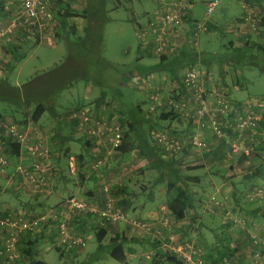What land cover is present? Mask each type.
<instances>
[{
    "label": "rangeland",
    "instance_id": "rangeland-1",
    "mask_svg": "<svg viewBox=\"0 0 264 264\" xmlns=\"http://www.w3.org/2000/svg\"><path fill=\"white\" fill-rule=\"evenodd\" d=\"M192 1L193 6L191 13L196 19L200 20L205 11L204 2L207 0ZM221 3L222 1L220 0L219 5L211 14L209 22L211 21V19L215 18L219 13H221ZM255 5H257V7L260 6L261 8L259 9L261 10V12H263L262 9H264V0H262L261 2L256 1ZM108 7V20L101 28V44L99 46V55L105 63L101 66L96 63L97 61L95 59V54H90L85 58L82 57V60L87 62L88 60H93V63H91L90 65L93 64L94 66L90 67L89 72L91 78L89 77V79L87 80L82 79L79 76L81 74L79 70H73L72 64H75L76 61L74 59L75 54L74 51H71V48H69L66 45V42L63 40L66 37V32L64 30L60 31V34L58 36L53 37L54 35H52L53 40L49 44L45 41L34 44L37 42L36 36L33 34L27 35V32L21 31L13 35L11 41L9 40L6 43H0V53L2 57L1 62H6L9 59V47H11L12 44H14L15 47H17L19 50L23 48L26 51V56L24 57V59H22L17 64L15 71L10 74V82L12 84L20 85L35 77L39 78L37 84L43 87L42 90H40L38 96L43 97L46 95L48 96V98H52L55 100L57 106H59V114L61 113L59 115V120L62 121L61 129H57L56 125L58 124V121L55 120V118H53L48 111L44 110L41 107L38 108L33 104H28L26 106V110L30 112V116L29 118H27V116L23 113H20V111L18 112L16 110H13L10 105L4 102H0V111L2 112V114H4V117L0 116V119L3 118L2 120L4 121L17 122L25 125L31 123L34 126L35 131H40L45 136H48V144L49 147L52 148V150L60 151L59 160L55 159V162L52 160V167H54L51 171V180L55 178L54 181L56 186L54 187L53 185L50 191H48L47 193L32 194L29 191H17L11 184V177L0 176V208L3 210V212L18 213L26 211L37 216L44 209V206H62L66 202L67 198L70 197L69 195L71 194V191H76L77 185L75 183L69 184V181H67V179H72L74 181L80 180V173L79 171H77V163L74 170L76 173L71 170L70 159L73 154H68L70 158L68 157L67 159L66 150L67 148H70L69 152L71 153V150L78 149L80 136L78 134H74L71 131V124L68 116L70 114V111L83 104V102L77 100V98H80L82 96L81 94L85 86H87V82H91L88 83L89 86L103 87L104 91L102 92L104 93V96L102 97L101 103V108L103 109L108 108V106L114 105L113 102L118 95L115 90H113V86L105 84L106 82L109 83L112 81L111 84H115V87L120 89L122 92V95H118V98L120 99V101H122L124 107L127 110L126 113L123 111L124 114L129 115L128 108L133 109L136 104H140L145 112L144 117L150 118V120H154V122H157L161 121V118H159L161 112L168 110V107H165L155 112H148L152 105V101L149 99L148 95L154 92L160 94V96H163L165 99L173 97L175 95L174 91L177 86H174V82L172 81L171 76H165L166 78L162 79L159 72H155L156 79L154 81L152 80L153 82H151L152 84L158 82V84L161 85H165V83L167 84L169 82L172 84V86H144V82L151 83L150 81H144L138 86L137 83L130 85L127 80L123 81L122 77V74L127 71H129L128 73L131 74L134 73L132 71H136V68L143 63H155L159 61V59L152 56L150 52L147 53L139 48V42L135 36V26L131 20V16L136 15L138 16V19H141L140 21H144L145 18L143 17H145V14L150 13L154 10L155 4L150 0H109ZM259 9V17L256 21L257 31L263 32L264 21L260 20L261 16ZM239 11L240 7L236 6L235 13H238ZM262 15H264V13ZM7 21V17H1L0 25H5ZM206 31L200 33L197 49H204L214 52L216 58H218V60L216 61H218L220 68H223V65L230 64L231 61L228 59L225 60V58L229 55H232L234 53V50H232L231 44L227 42L228 39L221 38L214 33H208ZM250 42L254 44L250 48L255 51V53L253 52L251 54H243V56L241 57H236V62H233L231 65H229V70L232 72L230 74L234 75L232 77V82L229 81V77L227 80L232 91L233 83L236 82L237 78L242 82V85H240L241 90H239L237 94L238 97L243 98L244 100H247L251 97L264 99V58L261 56V51L259 52V50L264 49V41L261 40V42H258L252 40ZM190 51L192 52V49ZM138 52L142 54L145 52V56L147 54V57H144L143 59V61L145 62H139V59H136V54ZM218 55L221 56V59L218 57ZM106 63H108V65H106ZM106 71H108L107 78L109 79V82L102 78V75H104ZM135 74L137 73L135 72ZM93 78H99V80H93ZM125 79H127V77ZM71 80H74L72 84L73 86L69 89H66L64 85L68 82L72 83ZM92 80L94 82H92ZM220 80L221 78L218 79V81ZM70 90L73 94L70 92ZM94 93V96L98 97L101 92H99V90H96L94 91ZM97 108H99V106ZM64 111H66L67 113L62 114V112ZM130 114L134 115L135 113L134 111H130ZM15 117H19L21 122H18ZM71 123L74 122L72 121ZM128 128L129 124L126 123L125 131L132 132ZM67 136L69 137L68 140ZM216 139L217 142L222 141V143L225 145L220 146V148L224 147V149H226V155L223 156L219 154L220 156L215 159V165L223 166V168H225L223 165L225 161H223V159L225 160L226 158H234L235 160H239V162L237 161L238 165L236 166L238 169L236 172V178L240 177L242 179L245 174L250 173L249 170H252L256 163H258V161L255 162V159L260 158L262 162L264 161V143H260L261 136L259 135L255 136L254 138H248L246 144L250 145L252 150L250 155H246L249 157V159L246 158V160L248 159L247 161L249 162L245 167H243V162L240 161L241 159H243V155L245 154L233 153L224 140L218 138ZM218 150H216V152H218ZM137 156L141 157L140 154ZM74 157L77 161V157ZM244 160L245 159H243V161ZM259 164L260 167H264V162L262 164ZM197 166L201 165L198 164ZM192 167H195V165ZM154 169L155 170L150 169V171H148V175H150V178L149 176L147 177L148 179H152V184H154V187L151 188V190H149V188H147L145 191L140 190V193L144 198H147L150 193H155V195L157 193L158 198H164L161 191H156L157 187L161 188L166 185L165 180H169L170 176L174 175L173 171L166 172L164 169ZM196 172L198 173V175H196L195 177L196 180H189V185L191 186V188H188L192 193V195L190 194V196L193 197V194H198L199 192L197 191L198 187L196 183L200 184L204 194H198L199 198L194 197L195 202L192 199L195 207L192 209H187L185 211V217L182 219H177V216L169 207H164L165 210L169 212L168 214L170 216L169 218L171 222L170 227L176 233L174 234L177 235L180 240L193 242L196 249H198V252L203 256L205 264H247L248 262L250 264H263L264 234L257 235V233L255 232L256 226L249 224L247 218L244 217L245 207L242 205L241 198H235L231 201L224 198L223 202H221L220 204H216L215 202L210 200L217 191L216 186H213L211 188V186H209L210 184L205 185L206 180H197V177L199 176H201L202 178L205 177V169L198 170ZM163 174L164 176L165 174L167 175L165 176L166 179H163ZM217 175L218 174H216V178H218ZM153 176L154 178H152ZM259 177L260 176H257L256 179L258 180ZM138 181L139 180L136 179L137 184H139ZM257 183H259V180ZM261 183L262 184L258 186L256 191L250 192L251 196L247 197L252 203L255 199L257 200L264 195V180ZM70 187H72L71 190ZM239 190L240 189H238L237 192ZM205 191H208L209 194H205ZM216 194L218 195V193ZM220 194L223 195L224 192H220ZM258 194L260 197L258 196ZM51 196H53L54 198L53 201H55V199L61 201L56 204H51L48 202ZM256 196L258 197L255 198ZM193 209L199 211V215L196 216L195 221L193 218H191V216H193ZM186 217H189L190 220L187 225L184 224ZM76 218L77 217L75 216L71 224H76ZM121 223L124 224L123 221ZM98 229H100L98 226L97 229H90L89 233L91 234V236H89L88 233L86 234L89 239L87 245L84 248H89L90 250L98 248V241L96 239V230ZM112 229L116 230V227H112ZM224 231H226V235L229 234L230 237L233 238L232 244L235 246V249H233V253H231L230 250H226L224 252L223 248L220 246L218 240L216 239L215 234L217 232L223 233ZM132 232L134 231H131L130 233ZM167 235L168 234L165 233L162 236L155 235V237L158 238L160 243H163L164 241L168 240ZM2 237H4V234L0 233V238ZM129 237H131V235H129ZM138 238V241H133L130 243L135 248H137V251L135 250L133 254H135L137 260H149L147 262H149V264H153L155 258L152 259V256L156 257V252H153L151 250L152 246L148 241L146 242L140 237ZM20 242L21 245L24 244L23 240ZM244 243L247 244L245 248L250 247L249 253L242 251V246L244 245ZM166 249L170 250L167 248V246ZM61 250L62 248L59 247L54 248L51 252L44 256V259L49 263L61 264V261H63L62 254L60 253ZM72 250L73 249L67 250V258H70L69 260L72 259ZM240 256H243L241 262H239L238 260ZM248 258L249 261H247ZM110 262L114 264H122L121 262L113 258H110ZM162 263L173 264L165 260ZM14 264L23 263L21 260H17Z\"/></svg>",
    "mask_w": 264,
    "mask_h": 264
},
{
    "label": "built area",
    "instance_id": "built-area-1",
    "mask_svg": "<svg viewBox=\"0 0 264 264\" xmlns=\"http://www.w3.org/2000/svg\"><path fill=\"white\" fill-rule=\"evenodd\" d=\"M55 1L2 0L8 21L5 25H0V43L11 41L13 35L20 31L36 33L42 42L51 43L56 26L52 7ZM150 1L155 4V8L146 15L144 21H140L141 19L137 21L135 36L139 48L147 53L150 52L157 59L174 56L184 44L190 49H197L199 35L207 30L210 16L220 3V0H207L201 19H192L189 24L185 20L193 6L189 0ZM242 3L245 12L244 25L250 27L252 31H257L256 21L259 12L254 10L249 2L243 0ZM1 60L0 53V73H3ZM126 80L130 85L145 81L135 73L127 76ZM179 81L180 83L174 84L177 87L173 97L165 99L160 94L150 93L148 97L152 105L148 112L168 107L167 111L180 115L205 133L224 140L233 153L250 155L252 149L246 143L249 137L254 138L259 135L258 128L263 118L264 99L251 97L242 103H233L228 98L225 86L210 73L206 74L199 61L196 64L186 65L181 70ZM146 83H143L144 86H150ZM68 117L70 122H75L73 124L78 132L88 137L102 134L109 144L105 157L98 156L91 161V169L97 170L107 163L108 158H114L115 154L121 151L124 134L120 121L108 118L95 119L92 110L86 106L71 111ZM150 136L162 156L167 159L175 158L187 147L198 150L209 148L208 141L200 132L176 135L165 127H154ZM9 140L20 143L21 150L18 154L13 152V145ZM93 152L99 153L98 146L93 148ZM76 163V158L72 156L70 159L72 171L75 170ZM11 167L14 168L13 172L10 171ZM53 167L48 136L35 131L31 123L21 125L0 119V176L11 177V184L17 178V186H14L17 191L44 194L53 186L51 180ZM104 190L107 197L104 207L100 209H95L89 201L75 195L67 198L62 206L44 208L37 216L26 211L3 212L0 208V233L4 234L2 247L8 262L13 263L20 256L18 246L22 238L50 236L53 227L58 246L66 249L84 248L89 238L71 222L75 216L95 212L97 213L95 223L99 228L123 221L132 225L139 233L151 232L156 236L167 233L168 240L164 241L162 246L174 251L184 264H205L203 256L193 242L180 240L175 235L170 227L169 217L159 221L157 225L145 219L131 217L128 212L117 206L108 185ZM210 200L216 204L222 202L216 195Z\"/></svg>",
    "mask_w": 264,
    "mask_h": 264
},
{
    "label": "crops",
    "instance_id": "crops-1",
    "mask_svg": "<svg viewBox=\"0 0 264 264\" xmlns=\"http://www.w3.org/2000/svg\"><path fill=\"white\" fill-rule=\"evenodd\" d=\"M221 1H222L221 3L222 7L220 6L221 13H219L215 18L211 19V21L208 23L209 30L206 32L214 33L217 36H220L221 38L228 39L227 42L231 44V47H232V50H234V53L232 55L227 56L225 59H231V58L233 59L235 57L243 56L242 54H251L253 52L255 53V51H253L249 45L247 48H244V45H245L244 41L246 40L245 32H247L246 30L247 26L243 24L244 23L243 16L245 15L244 10L242 9L243 0H221ZM245 1L252 4V7L256 11H258V9L261 8L260 6L257 7L255 3L256 1L261 2L262 0H245ZM56 3L57 2H54L52 5L53 10L57 8ZM67 3L70 4L69 6L71 9L76 10L78 12L80 10L83 11L84 6L86 4L85 0H66V4ZM105 3L107 4V7ZM204 3H206V1ZM103 5L106 11H108L109 10V7H108L109 0H104ZM236 6L240 7V11L238 13H235ZM262 11L263 12H261L260 10V16L264 18V15H262L264 13V9H262ZM145 17H146V14H145ZM191 17L195 18L193 15ZM131 20L135 26L139 19H138V16L134 15V16H131ZM70 22L74 23L76 27V32H82L85 26V23H86L85 19L81 17L70 18ZM252 40L258 41V42L259 41L261 42V40L264 41V31L263 32L255 31L252 34V38L247 41L250 42ZM236 48H240L241 50L239 52H235ZM260 51L262 52V49L259 50V52ZM195 53L199 54L198 55L199 58H197V60L199 61L200 65L203 66V68L205 69L207 68L210 69L212 73L214 74V76L221 78L220 81H222L223 84H226L227 86L229 85L228 80H227L228 77H229V81L232 82V77L234 75L230 74L232 73L230 70H228L226 73L222 72L223 71L222 68L220 71L216 70L220 67H219L218 61H216L218 60V58H216V55L214 52L209 51V50H204V49L203 50L195 49ZM136 55H137L136 59H139V62H145L143 61V59L144 57H147V54L145 56V53L142 54L138 52ZM218 57L221 59V56L218 55ZM106 65H108V63H106ZM136 69H137L136 71H132V72L134 73L136 72L137 75L141 76L143 80L145 81L146 80L150 82L152 80L154 81L156 79L155 72H159L162 79L163 78L165 79L166 78L165 76H171L174 84L179 82L173 79V75L165 71L161 61L160 62L157 61L155 63L146 62L138 66ZM128 72L129 71L122 74L123 81L126 80L125 78L127 76H130L131 73H128ZM107 76H108V71H106L105 74L102 75V78H104L106 81L109 82V79L107 78ZM93 79L99 80V78L98 79L93 78ZM92 82L94 81L92 80ZM111 82L109 83L106 82L105 84L109 86H113L112 87L113 90H115V92L119 96L122 95L121 90L116 88L115 84H111ZM152 82L151 83L147 82L146 84H150V86H172V84L169 82L167 84L165 83V85L158 84V82H155V84H152ZM88 83H91V82L90 81L87 82L86 84L87 86H85L81 94L82 96L80 98H77V100L82 101L83 106H86L92 110L93 117L95 119H105L109 117L108 119L120 121L122 124V128H123V134L126 138V145H125L126 150H130L131 148H134L135 146L137 148L138 146L139 149L141 148L142 150L147 152V154H151V152H153L152 154H155L154 153L155 151H152L153 149H150L152 145L150 144V139H149L148 124L149 122H151V120L150 118L144 117L145 116L144 110H143L144 115L143 114L140 115L136 112L134 108H133L134 110L131 108H128L129 115L124 114L123 111L126 113L127 110L124 107V104L122 103V101H120V99L118 98V95L116 96L117 99L115 98V101L113 102L114 105H111V106L107 105L108 108L103 109L101 108L102 97L104 96V93L102 92L104 91L103 87L102 86H89ZM136 83H137V86L140 85V83L138 82ZM235 89L236 90L233 91L234 98L244 100L243 98L238 97L237 94L239 90L237 86L235 87ZM96 90H99V92H101L98 97L94 96L95 94L94 91ZM70 92L72 93L71 90ZM98 106L99 108H97ZM130 111H134L135 114L134 115L130 114ZM262 115H263L262 119H264V109L262 110ZM126 123L129 124L128 129H130L133 133L130 131L129 132L125 131ZM70 124H71L70 126L71 131L74 134H78L80 136L79 148L74 149L76 151L71 150L70 155L73 154L72 156H76V157L79 154L81 155L79 158L77 157V167H78L77 171H79L80 173L79 174L80 180L74 181L72 179H67V181H69V184L75 183L77 185L76 191L74 190L71 191V194L69 196H73V195L79 196L80 195L79 196L80 198L89 201V203L92 206H94L95 209H100L104 206L105 200L107 197V193H105L104 187L109 185L110 190H111V195L115 197L117 204L125 200L124 208L126 212L130 214L131 217L146 219L147 221L155 223L156 225L159 223V221L170 217L168 214L169 212H167V210H165L164 208V207H169L167 205V201L173 195V193L170 192L169 189L167 188V184L161 188L157 187V190H156L158 192L161 191L164 198H158L157 193L156 195L155 193H150V195L147 198H144L142 197V194L140 193L141 192L140 190L145 191L147 188L151 190V188L154 187V184H152V179H148L147 177L149 176L150 178V175H148V171H150V169L152 170H155V169L149 168L151 167V164H149L150 162L147 157H144V156L138 157L137 155H139L138 153L139 151L137 150L136 152L133 151L132 149H131L132 151L123 150V151L117 152L114 158L112 159L108 158L107 163L105 165L100 166V168H98L97 170H93L90 168L91 161L93 159H96L98 156L105 157L107 154V149L109 147V144L104 140V136H102V134H100L99 136L88 137L84 133L77 132L75 125L73 123L70 122ZM157 124H161L163 127L173 132H176V133H182V132L184 133L186 131L187 132H200L203 135H205L209 143L208 150H198L193 147L187 148L185 152L178 154L176 158L172 159L174 160V162H176V168L175 166H170V167H164L162 169H165L166 172L170 170L175 171V172H179V171L183 172L186 179L188 178V181H185L184 179V181L186 182L185 184H187V187H190V188L191 186L189 185V182H190L189 180H193V181L196 180L195 177L196 175H198L196 171L205 169L206 171L204 174L205 177L202 178L201 176H199L197 177V180H201V179L206 180L205 185L210 184L209 186H211V188L213 186H216L217 191L215 192V195L222 202L224 201V198L227 200L229 199L230 201L235 198L237 199L241 198L242 205L245 207L244 217L247 218L249 224L256 226L255 232L257 233V235H263L264 234V195L260 197L258 194L260 198L257 200L255 199L253 203L247 197L251 196L250 192L256 191L258 186H260L262 184L261 182L264 180L263 179L264 178V167H260V164H259V163L262 164L264 161L262 162L260 158L255 159V162L258 161V163H256V165L254 166L252 170H249L250 173L245 174L242 177V179L240 177L236 178V172L238 170L236 166L238 165L237 161L239 162V160H235L234 158H226L225 160L223 159V161H225L223 163L225 168H223V166L215 165L216 163L215 159L218 156H220L219 154L223 156L226 155L225 153L226 149H224V147L220 148V146L222 145L225 146L222 143V141L217 142L216 141L217 139L214 136H212L209 133H205L202 129L198 128L197 126L187 123L186 120L180 117V115L178 114L169 115L167 119L157 121ZM259 136H261L260 143H264V120L260 124ZM68 139L69 137L67 136V140ZM85 141H88V142L86 143ZM95 146H98V152H99L98 154H95L93 152V148ZM216 150H218V152H216ZM246 158L249 159V157H245V155H243V159L245 160L244 161L243 159L240 160L243 162V167L247 166V163L249 162L247 161L248 159L246 160ZM52 160L54 161L53 156H52ZM79 160L81 161V163ZM198 164H200L201 166H197ZM166 165L169 166L170 164H166ZM194 165L195 167H192ZM13 170L14 168L11 167L10 171L13 172ZM216 174H218L217 175L218 178H216ZM247 175H250L251 177L246 178ZM257 176H260L258 178L259 183H257L258 182V180L256 179ZM136 179L139 180L138 181L139 184L136 183ZM54 180L55 178L53 179V185L55 187L56 185H55ZM17 183H18V180L16 178L12 186L13 187L17 186ZM196 184L198 187L197 191H199L198 194L203 195L204 193L202 191L200 184L198 183ZM71 188L72 187H70V190ZM238 189L240 190L237 192ZM23 192H28V191L23 190ZM220 192H224V194L221 195ZM206 193L209 194L208 191H205V194ZM216 193H218V195ZM190 194L192 195L191 192H189V195ZM198 194H193L192 199L194 200V202H195L194 197L199 198ZM258 196H256L255 198H257ZM53 199H54L53 196H51L48 202L51 204H56L61 201L58 199H55V201H53ZM47 207L44 206V208H47ZM192 215L193 216H191V218H193L195 221L196 216L199 215V211H196L193 209ZM91 219H88L87 221H84V222L79 221L77 224H75L76 226L75 225L74 226L75 227L78 226L80 228V230L78 229L80 232L84 234L88 233L89 236H91L89 231L90 229L93 228V225L95 226L94 222H96L97 217L95 216V217H92ZM189 221H190L189 217H186L184 224L187 225ZM135 230L136 229H133L132 227L130 228V226H128V223L116 226V230H113L112 227L110 226L107 228V232H108L107 239L109 240L117 232L129 233ZM53 231H55L54 227L52 228V235L41 238L40 242L38 243L40 258H42V260H44L46 263L54 264V263L47 262L44 259V256L48 254L49 252H51L54 248L59 247V248H62V250L60 251L63 257V261H61V264H114L110 262V257L103 255L105 253L103 254L98 253L99 248L91 249V250L89 248L88 249L87 248L73 249L72 250L73 253L71 254L72 259L69 260L70 258H67L68 249L62 246H58L56 239H55L56 232H53ZM227 236L231 238L230 246L233 249H235V246L232 244L233 238L230 237L229 234ZM2 240L3 239L0 238V253H1L0 264H8L9 262L7 260L6 254L2 247ZM148 242L152 246L151 249L155 248V250L157 251L159 250V252L163 251L162 248L158 244H153L150 241ZM20 243H19V246H21ZM246 245L247 244L244 243V245L242 246L243 248L242 251L249 253L250 247L245 248ZM136 249L137 248H135L132 244L126 245L127 264H149V262H147L148 260H142V261L137 260V258L135 257V254H133ZM242 257L243 256H240L238 258L239 262L242 261ZM247 261H249V258ZM14 263L15 262L9 263V264H14ZM262 263L264 264V261Z\"/></svg>",
    "mask_w": 264,
    "mask_h": 264
},
{
    "label": "trees",
    "instance_id": "trees-1",
    "mask_svg": "<svg viewBox=\"0 0 264 264\" xmlns=\"http://www.w3.org/2000/svg\"><path fill=\"white\" fill-rule=\"evenodd\" d=\"M102 1V2H100ZM192 4L193 1L189 0ZM55 2H57V8L56 10L54 9V17L56 20V26L54 28V32H53V37L58 36L60 34V31L64 30L66 32V37L63 39L66 42V45L71 48V51H74L75 57L74 59L75 64H72L73 66V70H79L81 72V74L79 75L82 79H89L90 74V67L94 66L93 64L90 65L91 63H93V60H88L84 61L82 60V57H88V55L90 54H95V59H96V63H98L100 66L104 65V61L101 59L100 55H99V46L101 44V28L104 25V23L108 20V11H106V9L104 8V0H85L86 4L84 6L83 11H76L70 8V4L67 3L66 4V0H56ZM2 0H0V16L1 17H7V14L4 12V9L2 7ZM192 9L189 11L188 15L185 17V20L191 24L192 19ZM150 13H147L146 15H149ZM0 17V18H1ZM73 17H81L84 18L86 23L85 26L82 30V32H76V27L74 25V23L70 22V18ZM8 18V17H7ZM260 20H264V18H260ZM247 26V32H245L246 34V40L244 41V48H247L248 45L251 47L254 44L250 43L249 39L252 38V34L255 31H252V29ZM209 30V25L207 26V31ZM29 34H33L36 36L37 42L34 44H37L38 42H42L39 38V35L36 33H27V35ZM10 44V43H9ZM187 44H184L182 47H180L176 54L172 57H161L159 59V62H162V65L165 69L166 72H168L169 74L173 75V79L176 81L180 80V74H181V70L189 64H196L198 62L197 58H199V54L195 53V49H192V52L190 51V47L185 46ZM241 49L240 48H236L235 52H239ZM243 55V54H242ZM26 56V51L25 49H18L17 47H15L14 44L11 45V47H9V59L6 62H1V66L3 68V73H0V102H4L8 105H10L11 108H13V110L16 111H20V113H23L27 116V118H29L30 116V112L28 110H26V106L28 104H33L35 107H41L44 110L48 111L50 113V115L55 118V120L58 121V124L56 125L57 129H61V123L62 121L59 120V109L55 102L54 99L52 98H48V96H43V97H39L38 94L40 93V90H42L41 85L37 84L39 78H33L29 81H27L26 83L17 85V84H12L9 80V76L10 74H12L15 71V68L17 67V64L24 59V57ZM261 56L264 58V49L261 52ZM71 58V57H69ZM236 58V57H235ZM235 58H231L228 59L231 61L230 64L227 65H223L224 67L222 68V72H227V69L229 70V65H231L233 62H236ZM227 60V59H225ZM81 62V63H80ZM80 64V65H79ZM201 68L207 73H210L215 79H219V77L214 76V74L212 73V71L210 69H205L203 68V66H201ZM95 70V69H94ZM217 71H220L221 68L216 69ZM221 72V73H222ZM94 80V79H93ZM72 83L68 82L66 83L64 86L67 88L72 87L73 85V81L71 80ZM180 83V81H179ZM222 83V82H221ZM242 82L237 78L236 82L233 83V91L236 90L234 89L236 86L238 87V90H241V84ZM223 84V83H222ZM224 86L226 84H223ZM227 90V95L228 98L233 102H237V103H242L244 100H240V99H235L233 96V91L230 89V86L226 85L225 86ZM180 86H179V90H180ZM182 92V90L180 91ZM81 107H83V104H81L79 107L73 109L74 110H79ZM134 109L136 110V112L140 115L143 114V108L140 104L135 105ZM162 109V108H161ZM67 112L64 111L62 112V114H66ZM71 113V111H70ZM4 114H2V112L0 111V116H3ZM144 115V114H143ZM169 115H174V113L170 112V111H162L161 114L159 115V118H161V120H165L168 118ZM3 118H1L2 120ZM15 119L18 122H21L19 117H15ZM154 119V118H153ZM157 120V119H156ZM264 119L261 120V122ZM187 123L192 124L189 121H186ZM260 122V124H261ZM17 123V122H16ZM75 123V122H74ZM21 125H25L22 123H19ZM151 124V125H150ZM260 126V125H259ZM154 127H161L163 128V126L161 124H157V122H154V120H151V122H149L148 124V130H149V139H150V144L152 145L150 147V149H153L152 151H155V154H152L153 152H151V154H147V152H145L144 150L141 151L139 149V147L136 146L134 148H131L133 151L136 152L139 151L138 153L141 156L147 157L149 159V164H151V167L149 168H157V169H162L164 167H170V166H175L176 168V162H174V160L172 159H167L165 157L162 156V153H160L158 147L153 143V140L151 139L150 136V132L152 130V128ZM197 129V127H196ZM171 133L176 134V135H182V134H190V133H195V132H182V133H176L170 130ZM204 138L208 141V139L205 137V135H203ZM215 137V136H214ZM10 142H12L11 140H9ZM49 141V140H48ZM55 142V141H54ZM86 143L88 141H85ZM13 145V152L15 154H18L20 152V143H14L12 142ZM125 145H126V138L125 136H123V145L121 148V151L126 150L125 149ZM49 146V144H48ZM141 147V146H140ZM50 148V152H51V156H53V159L55 160H59V156H60V151H55L52 150L51 147ZM189 148V147H187ZM187 148L183 151L185 152L187 150ZM126 150V151H132V150ZM156 149V150H155ZM70 148H67L66 150V154H67V159L68 157L70 158V152H69ZM204 150H208V149H204ZM151 151V150H150ZM149 152V151H148ZM69 154V155H68ZM181 154V153H180ZM81 154H79L77 157L79 158ZM148 155V156H147ZM83 157V156H82ZM245 157H248L245 155ZM80 161V160H79ZM55 162V161H54ZM81 163V161H80ZM158 164V165H156ZM166 164H170L169 166ZM162 165V167H161ZM165 170V169H164ZM58 171V170H57ZM172 171V170H170ZM173 176H170L169 180H165L166 184H167V188L169 189L170 192L173 193V195L168 199L167 201V205L169 206V208L175 213V215L177 216V219H182L185 217V211L187 209H192L194 208V202L192 201V197L189 195V188L187 187V184H185V181H188V178L186 179V177L184 176L183 172L179 171V172H174ZM165 176H167L165 174ZM163 174L164 179H166V177ZM250 175H247L246 178H250ZM154 178V176L152 177ZM185 179V181H184ZM182 182V183H180ZM106 201V200H105ZM117 204V202H116ZM124 204H125V200H123L121 203L117 204V206L121 207L123 210H125L124 208ZM104 207V206H103ZM102 207V208H103ZM128 210V209H127ZM126 211V210H125ZM97 213L95 212H89V213H85V215H81V216H77L76 218V224L80 221V222H84L87 221L88 219H91L92 217H95ZM97 217V216H96ZM82 219V220H81ZM94 219V218H93ZM196 219V218H195ZM92 220V219H91ZM122 222V221H121ZM118 222L116 224H109V226L105 227V228H100L98 230H96V239L98 241V253L103 254L105 256H108L110 258H113L119 262H121L122 264H127L126 262V258H127V254H126V245H129L131 242L133 241H138L140 237L142 240L144 241H150L153 244H158L161 248H162V252H159V250H155V248L151 249L153 252L156 251V257L152 256L154 259L153 264H163L162 262L168 261L170 263L173 264H184L183 260L180 259V257H178V255L171 250H167L166 247L162 246V243H160V241L158 240L157 237H155L154 233H139L138 230L134 231V233H125V232H117L116 234L113 235V237H111L109 240L107 239V228L108 227H116L118 225H121L122 223ZM86 223V222H85ZM95 226L93 225V229H97V225L94 222ZM124 224H126L124 222ZM76 226V225H75ZM128 226H130V228L132 227L134 228L132 225L128 224ZM81 227V226H80ZM78 228V227H77ZM129 235H131V237H129ZM216 239L218 240L220 246L223 248V251L225 252L226 250H230L231 253H233V248L230 246L231 245V238H229L226 235V231H224L223 233H219L217 232L215 234ZM42 237H33L30 236L28 237V239H26L25 237L21 239V241H24V244L19 246V253L20 256L18 257L17 260H21L23 264H48L46 263L44 260H42V258H40L39 255V250H38V243L40 242ZM21 244V243H20ZM16 260V261H17ZM149 261V260H148Z\"/></svg>",
    "mask_w": 264,
    "mask_h": 264
}]
</instances>
